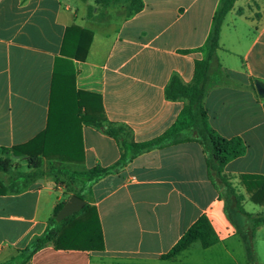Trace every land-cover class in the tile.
I'll use <instances>...</instances> for the list:
<instances>
[{
  "label": "crops",
  "instance_id": "0c3cea01",
  "mask_svg": "<svg viewBox=\"0 0 264 264\" xmlns=\"http://www.w3.org/2000/svg\"><path fill=\"white\" fill-rule=\"evenodd\" d=\"M142 3L130 17L121 2L92 20L93 0H0V159L13 165L0 171V264L44 232L55 206L74 194L66 185L82 188L63 172L107 168L121 158L116 172L83 186L102 249L46 246L24 264H247L222 188L210 180L207 155L191 131L146 151L131 149L162 136L186 105L166 99L165 89L173 76L191 82L218 0ZM219 47L229 82L211 87L203 107L212 130L244 143L245 153L223 174L243 196V211L264 216L239 179L264 178V97L255 88L264 84V0L235 1ZM85 113L104 117L102 127L81 123ZM107 127L122 130L120 139L106 135ZM30 141L40 154L37 170L27 157L4 151ZM201 217L217 242L202 248L196 241L162 261ZM255 240L264 245V227Z\"/></svg>",
  "mask_w": 264,
  "mask_h": 264
},
{
  "label": "trees",
  "instance_id": "16d2710c",
  "mask_svg": "<svg viewBox=\"0 0 264 264\" xmlns=\"http://www.w3.org/2000/svg\"><path fill=\"white\" fill-rule=\"evenodd\" d=\"M86 1V0H80ZM95 7H88L87 18L100 20L101 10L116 5L121 0H93ZM124 13L130 17L143 7V0H124ZM236 0H218L217 7L211 20V26L205 43L202 47L203 57L194 63L193 78L189 84H184L181 80L173 76L166 89L165 97L170 101L184 99L186 105L177 116L174 124L159 138L142 144H131L133 154L146 151L159 146L163 141L176 139L183 131L192 132L194 140L201 145L207 155V168L210 180L221 186L222 191L219 195L224 204V213L228 221L234 226L236 234L243 246L247 264H258L255 259L254 239L259 227H264V216L249 215L241 207L243 196L228 181L223 174L224 166L245 153L246 147L241 139H226L218 135L208 124L206 112L203 107L204 98L207 91L217 85L228 84L229 79L222 69L217 51L219 47L220 30L228 12L234 6ZM96 9V12H94ZM83 96L85 94L79 93ZM81 123H86L93 127L100 128L104 123V117L99 118L84 114L79 117ZM122 130L107 127L105 134L116 140L121 137ZM35 141V140H34ZM34 141L26 144L13 146L4 149L6 153L13 157H27L28 167L37 170L39 168L40 154L31 152L30 147ZM11 160L9 158L0 159V171L7 173L10 169ZM123 158L116 164L107 167H93L91 169L76 172L66 171L63 175L69 180L77 181L82 184L80 190L73 193L82 198L84 184H93L103 177L116 172L124 166ZM61 173V172H59ZM32 175L25 174L21 177L29 179ZM240 184L250 195L252 202L264 205V178L258 176H240ZM26 182H24L25 184ZM64 202L57 204L46 222L44 232L35 237L26 248L19 251L11 258L10 264H24L29 258L46 246H53L63 250H101L102 234L97 215L87 204L77 213L57 222L55 217L62 208ZM237 218H242L243 223L239 224ZM198 241L202 248H208L217 242V238L212 232L208 221L201 217L194 223L173 246V248L161 260H168L179 252L186 249L192 243Z\"/></svg>",
  "mask_w": 264,
  "mask_h": 264
},
{
  "label": "water",
  "instance_id": "95a60500",
  "mask_svg": "<svg viewBox=\"0 0 264 264\" xmlns=\"http://www.w3.org/2000/svg\"><path fill=\"white\" fill-rule=\"evenodd\" d=\"M255 88L257 94L260 97H264V84L260 82H255ZM85 205V201L76 196L75 194L71 195L66 202H64L62 208L57 213L55 220L60 222L61 220L79 212Z\"/></svg>",
  "mask_w": 264,
  "mask_h": 264
},
{
  "label": "rangeland",
  "instance_id": "374dc122",
  "mask_svg": "<svg viewBox=\"0 0 264 264\" xmlns=\"http://www.w3.org/2000/svg\"><path fill=\"white\" fill-rule=\"evenodd\" d=\"M121 2L124 4L125 1L121 0ZM10 168H13L12 163L10 164ZM66 190L67 192H72V193L73 191H75L74 187L70 185H66ZM254 250H255V259L264 261V245H262L259 241L256 242L255 239H254Z\"/></svg>",
  "mask_w": 264,
  "mask_h": 264
}]
</instances>
